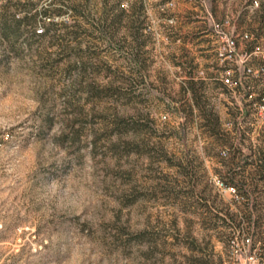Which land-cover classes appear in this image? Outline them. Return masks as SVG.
Instances as JSON below:
<instances>
[{
    "label": "rangeland",
    "instance_id": "rangeland-1",
    "mask_svg": "<svg viewBox=\"0 0 264 264\" xmlns=\"http://www.w3.org/2000/svg\"><path fill=\"white\" fill-rule=\"evenodd\" d=\"M241 5L0 0V264H264V74L213 30Z\"/></svg>",
    "mask_w": 264,
    "mask_h": 264
},
{
    "label": "built area",
    "instance_id": "built-area-1",
    "mask_svg": "<svg viewBox=\"0 0 264 264\" xmlns=\"http://www.w3.org/2000/svg\"><path fill=\"white\" fill-rule=\"evenodd\" d=\"M178 1L179 0H147V2L155 4L156 5L155 7L164 13L174 9ZM186 1L200 3L212 15L211 9L209 7V0H186ZM253 4L255 6H260V1L253 0ZM170 20L172 21L173 17H171ZM215 26H216L217 32L222 37L221 41L219 42V45H217V48H216L217 57L219 59L236 60L237 62L240 63V65L242 64L244 72L248 74L250 73H254V74L263 73L264 74V66H261L260 68L250 66L248 61L252 54L242 55L239 53V43L240 42H246L251 39L256 40L255 38L256 36L253 34L252 31L243 30V32L238 33L236 26H233L231 19L229 18L225 19L222 22L215 21ZM42 30H43L42 28L38 29L39 32H42ZM239 39H240V42H239ZM235 70L236 69L227 68L221 76L222 83L231 87L232 89L238 88L239 84L242 83L241 80L239 81L237 78H235V75H234ZM204 73L205 71L203 69L199 70V76L202 75L203 77ZM254 94L255 93L251 90L250 87L245 90L246 98H252ZM163 117H166V115H164ZM250 241H251V238L247 237L246 242L249 244Z\"/></svg>",
    "mask_w": 264,
    "mask_h": 264
},
{
    "label": "crops",
    "instance_id": "crops-1",
    "mask_svg": "<svg viewBox=\"0 0 264 264\" xmlns=\"http://www.w3.org/2000/svg\"><path fill=\"white\" fill-rule=\"evenodd\" d=\"M242 1V5H241V9H240V13L242 14V17H243V23L240 25H238L237 28H240L242 30H257L259 29L260 27H263V23L260 21L261 20V9L259 6H255L253 4V0H241ZM234 14H232V17L230 18L231 19V22L233 24V26H236L237 24L235 23V19H234ZM228 17H230V15H228ZM213 30L216 32V26H215V23L213 24ZM204 31V30H203ZM204 35H208L207 33L205 34L204 32H201L200 33V36L199 37H202ZM217 37H219L218 39H216V42L217 44L221 41L222 37L220 35H216ZM195 52L197 51L196 49H201L203 48V46L205 45L204 42H201L200 39H196L195 41ZM245 43L246 42H240L239 43V53L242 54V55H245V54H254V53H257V50H248V49H245ZM217 47V45H216ZM194 52V53H195ZM196 57H195V60L198 61L199 63H202L203 61H207L206 58H203V57H199L197 53H195ZM251 55V56H252ZM200 78V77H199ZM202 78V77H201Z\"/></svg>",
    "mask_w": 264,
    "mask_h": 264
},
{
    "label": "trees",
    "instance_id": "trees-1",
    "mask_svg": "<svg viewBox=\"0 0 264 264\" xmlns=\"http://www.w3.org/2000/svg\"><path fill=\"white\" fill-rule=\"evenodd\" d=\"M260 6L262 7L263 9V14H262V17H261V22L263 23V27H264V4L260 3ZM42 13H44V15H46L47 17H52L53 13L51 11H49V8H44ZM36 14H34L33 16H35ZM19 20V19H18ZM189 88H191L192 90V96H193V104H195V106H200V98H201V95H199L197 93V85L200 84L199 82L195 81L193 75L190 76V79H189ZM201 85V84H200ZM264 177V175H263Z\"/></svg>",
    "mask_w": 264,
    "mask_h": 264
}]
</instances>
